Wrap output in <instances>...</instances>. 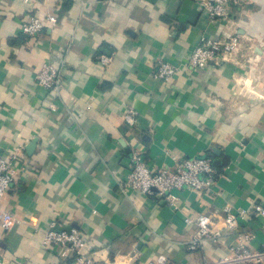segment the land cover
Returning a JSON list of instances; mask_svg holds the SVG:
<instances>
[{"label":"crops","instance_id":"obj_1","mask_svg":"<svg viewBox=\"0 0 264 264\" xmlns=\"http://www.w3.org/2000/svg\"><path fill=\"white\" fill-rule=\"evenodd\" d=\"M48 14L58 17L52 28L21 32L30 16ZM229 17L211 21L195 0H0V155L19 150L28 163L0 203L15 218L0 225L7 263L67 264L62 249L41 247L52 222L80 228L98 260L139 252L141 263L164 254L201 264L227 253L237 232L191 249L196 226L184 217L209 213L221 224L226 206H264V0H244ZM223 31L240 35L237 52L186 66L202 38ZM160 60L181 69L155 78ZM44 63L62 74L57 96L35 81ZM128 107L137 112L132 127ZM131 145L151 168L210 154L221 174L212 190H180L174 209L124 185ZM237 231L260 249L264 215L249 214Z\"/></svg>","mask_w":264,"mask_h":264},{"label":"built area","instance_id":"obj_2","mask_svg":"<svg viewBox=\"0 0 264 264\" xmlns=\"http://www.w3.org/2000/svg\"><path fill=\"white\" fill-rule=\"evenodd\" d=\"M198 7L209 20H223L230 22L229 11L231 7H239L244 0H195ZM58 22L55 14L45 17L32 15L21 23V32L28 36H35L44 28H52ZM231 23V22H230ZM240 35L236 32L223 31L218 38H202L187 57L186 66L191 69L205 67L211 64H220L239 50ZM112 53L100 54L99 61L109 63ZM181 68L173 62L160 60L153 77L168 80ZM35 81L47 92L57 96L63 89V79L60 70L51 63H44L35 75ZM56 98V97H54ZM53 99V97L51 98ZM57 107L55 101L48 103L50 110ZM137 112L128 107L124 114V122L132 127L136 122ZM23 155L18 151L0 155V203L4 195L16 182L19 175L26 170L28 163L22 160ZM221 172L216 167L213 159L206 154L191 157H181L171 166H159L151 168L142 151L135 145L130 147L129 170L124 180V185L132 190H138L149 196L162 199L168 206L179 209V191L189 189L201 192L212 190ZM264 215V206L254 203L250 209L230 207L224 208L222 223L217 217L209 213H199L195 217L185 216L187 224L196 226V233L191 239L189 247L196 248L206 238L219 239L225 231L237 232L233 244L227 253L213 262L201 264H264V245L260 249L250 247V233L239 232V223L249 214ZM15 218L12 213L0 209V225L3 229H9ZM41 247L59 248L69 254L67 264H182L171 262L164 254H158L152 259L139 262V252L129 255L117 253L112 258L95 259L85 252L86 241L78 227L68 229L59 227L52 222L45 229L41 238ZM0 264H32L28 259L7 263L0 253Z\"/></svg>","mask_w":264,"mask_h":264},{"label":"trees","instance_id":"obj_3","mask_svg":"<svg viewBox=\"0 0 264 264\" xmlns=\"http://www.w3.org/2000/svg\"><path fill=\"white\" fill-rule=\"evenodd\" d=\"M206 155H209L212 159H213V162L214 164L216 165L217 168H220L219 165L216 163V161L214 160V158L210 155V154H206Z\"/></svg>","mask_w":264,"mask_h":264}]
</instances>
